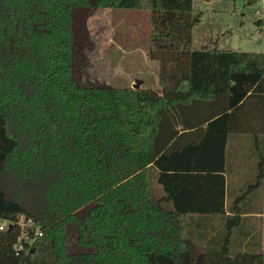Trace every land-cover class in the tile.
<instances>
[{
    "label": "trees",
    "instance_id": "obj_1",
    "mask_svg": "<svg viewBox=\"0 0 264 264\" xmlns=\"http://www.w3.org/2000/svg\"><path fill=\"white\" fill-rule=\"evenodd\" d=\"M74 7L149 11L159 89L78 83ZM200 20L193 0H0V220L13 223L0 264H264L232 237L236 198L217 248L186 243L189 193L211 190L204 211L224 214L230 138L250 140L242 197L264 181V53L192 50ZM69 224L82 251L67 250Z\"/></svg>",
    "mask_w": 264,
    "mask_h": 264
},
{
    "label": "rangeland",
    "instance_id": "obj_2",
    "mask_svg": "<svg viewBox=\"0 0 264 264\" xmlns=\"http://www.w3.org/2000/svg\"><path fill=\"white\" fill-rule=\"evenodd\" d=\"M193 11L201 13V20L192 28V50L264 53V25L260 29L255 24L257 19L264 20V0L254 4L245 0H193ZM72 12L71 71L78 83L109 88H132L140 83L139 88L159 89L158 62L147 57L149 11L74 7ZM88 211L85 207L78 216L83 218ZM72 227L67 226V250L82 251ZM186 241H190L188 237Z\"/></svg>",
    "mask_w": 264,
    "mask_h": 264
},
{
    "label": "crops",
    "instance_id": "obj_3",
    "mask_svg": "<svg viewBox=\"0 0 264 264\" xmlns=\"http://www.w3.org/2000/svg\"><path fill=\"white\" fill-rule=\"evenodd\" d=\"M230 143L235 150L230 152V157H228L229 153H226L225 172L222 173L225 178L224 214L204 211L218 206L217 195L214 194L212 197L211 190L209 192L197 190L192 196L190 193L189 196L186 194V202L182 203L185 207L198 210L187 217L189 218L190 236L188 239L190 241L186 243L193 248L194 246L199 247V249H194L196 255L204 249L211 250L221 244L225 235V220L233 215L231 202L235 198L238 199V205H233V207L239 209L240 224L233 230L232 237L236 240L237 248L241 251L248 249L264 253V181L260 192H252L242 197L246 191L245 187L252 184L253 180L254 160L251 157L250 140L236 136L230 138ZM160 194L157 187V195Z\"/></svg>",
    "mask_w": 264,
    "mask_h": 264
},
{
    "label": "built area",
    "instance_id": "obj_4",
    "mask_svg": "<svg viewBox=\"0 0 264 264\" xmlns=\"http://www.w3.org/2000/svg\"><path fill=\"white\" fill-rule=\"evenodd\" d=\"M17 224L18 226L21 228V235L20 237L18 238V245H17V248L18 250H21L22 249V244H21V240L22 238H27L26 237V232L29 228H31L32 224L29 220H25L23 217H20L17 221ZM13 225L12 222H9V221H2L0 220V230H4L5 228H7L8 226H11ZM34 235L36 236H40L41 233L39 232L38 229H35L34 230Z\"/></svg>",
    "mask_w": 264,
    "mask_h": 264
},
{
    "label": "water",
    "instance_id": "obj_5",
    "mask_svg": "<svg viewBox=\"0 0 264 264\" xmlns=\"http://www.w3.org/2000/svg\"><path fill=\"white\" fill-rule=\"evenodd\" d=\"M139 85H140V83H135L133 85L132 89H138L139 88ZM9 228H10V226H9Z\"/></svg>",
    "mask_w": 264,
    "mask_h": 264
}]
</instances>
